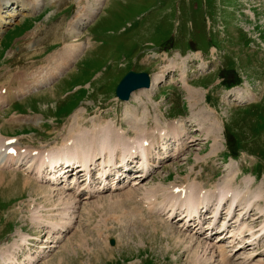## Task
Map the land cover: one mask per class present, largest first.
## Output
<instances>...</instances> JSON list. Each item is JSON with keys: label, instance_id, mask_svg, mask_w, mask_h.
<instances>
[{"label": "rangeland", "instance_id": "1", "mask_svg": "<svg viewBox=\"0 0 264 264\" xmlns=\"http://www.w3.org/2000/svg\"><path fill=\"white\" fill-rule=\"evenodd\" d=\"M21 1L0 9L4 21H11L0 40V92L16 93L20 76L32 84L68 62L54 84L0 108V138H15L22 149L60 148L81 113L80 127L93 130L94 123L112 122L136 138L128 124L136 110L149 133L157 132V122L163 129L184 127L188 148L178 161H164L135 187L132 200L124 195L134 189L128 187L100 195L102 199L82 200L72 214L76 224L61 234L45 227L47 222H68L60 220L64 207L58 192L48 191L53 193L49 197L40 187L50 186L37 181L25 163L0 167V264H5L3 254L9 257L13 252L15 264L30 263V255L35 258L32 264H196L201 259L219 264V258L213 263L202 250L196 258V245L186 249L178 238L190 233L180 232L178 224L170 225L153 210L166 200L167 190L158 189L185 188L197 181L215 190L222 180L234 182L235 174L228 173L234 168L232 160L214 154L228 146L247 151L237 161V190L249 199L263 195L257 202L264 208V178L253 180L258 158L251 154L264 153V131L258 125L264 115V0H25L29 6ZM11 12L19 14L10 17ZM80 16L91 21L73 34L72 22ZM77 50L79 57L72 61ZM131 69L164 78L153 89L137 91L130 102L118 101L116 87ZM185 72L189 84L207 87L197 88L202 93L195 102L196 89L190 95L185 88ZM236 81L243 82L242 89L236 87L232 94L246 92L240 101L222 86ZM145 116L149 120L144 122ZM203 117L210 119L205 127L212 126L215 133L207 136L201 131L198 121ZM216 137L220 141L214 149ZM245 178L252 180L251 187ZM152 190L158 192V203L147 208L141 200L150 198ZM38 214L43 218L35 220ZM262 215L252 211L249 221L254 217L262 223ZM22 235L27 236L24 243ZM51 240L58 242H47ZM238 258L231 260L239 262Z\"/></svg>", "mask_w": 264, "mask_h": 264}, {"label": "bare ground", "instance_id": "2", "mask_svg": "<svg viewBox=\"0 0 264 264\" xmlns=\"http://www.w3.org/2000/svg\"><path fill=\"white\" fill-rule=\"evenodd\" d=\"M16 1L19 2V0H16ZM14 3H15V0H2V2H0V9H6L8 6H11ZM20 3H23V5H27V6L30 5L29 3H25V0L21 1ZM32 8H36V5L34 4L32 6ZM18 14H19L18 12H11V14L9 16L14 17V16H17ZM85 17L80 16V17L73 20L71 28H70V31L73 34H79L81 32V30L84 28V26L87 24V22L90 21L89 17H87V18H85ZM10 22L11 21H4L3 16H1V14H0V34H2L4 32V30L6 28V24L9 25ZM74 31H76V32H74ZM78 56H79V50L75 51V53L73 54V57H72L73 60L72 59L71 60L74 61V59H76ZM202 57L203 56L198 57V58L201 59ZM66 62H68V60H66L65 63L61 64L62 65L61 68H58V69L54 68L51 72H48L47 74L42 75L41 76L42 79H38L37 81H35L32 84H28V83L24 82V79L20 76L18 78L20 80L19 87L17 89H15L16 93L12 92V91L0 92V107L5 106L6 103H9L11 100H13L15 98L24 95L29 90H37L39 87L48 85L49 83H52L53 80L56 79L62 73V70L65 68V65H67ZM201 69L203 70V68H201ZM182 75H184L183 82H184V84L186 86L185 88L187 89L189 94L191 95L192 90L196 89V92L194 93V96H193L194 97L193 101L195 102L196 98L200 97V93H202V92L198 91L197 88H194V87L192 88V86H190V84L187 81V73L186 72L183 73ZM162 78H164L163 75H157V77L152 79V89L156 84H158L159 82H162V80H161ZM244 93H246L244 90L243 91H237V93H236L237 99L236 100L240 101V100L244 99V97H245ZM130 114H131V118H128V119H130V121H128V124L131 125L133 132L136 133L135 134L136 138H132L131 136H129V133L124 131L122 128H118V126L116 124H113L112 122H108L107 124H104L101 122L98 124L94 123L93 124V126H94L93 130L92 129L87 130L83 127H80L81 126L80 123H81V120L83 117V113L78 114L74 118L75 121L73 120V122H72L73 124L70 128L71 129L70 130L71 135L69 136L70 139L65 141L60 148H53V149H49V150H46V148L45 149L40 148V149H36V150L28 149V148L22 149V148L18 147L19 146L18 141H15L13 139H9V138L5 137L4 135H1V138H0V157H1L0 158V166L13 165V164H21L22 165L24 163L27 165L30 164V168H33L34 171L36 172V174L39 175L37 178V181L40 180V177H41L40 175L45 169H48L49 171H51V170L55 171L62 164H65L67 166V168H69L70 166H73V165H79V166H77V168L82 167V170H80L79 173L82 171H85V174L90 173L91 170L93 171L94 168H97L99 166V169L97 172L98 177H96V178H93L91 175V178L89 180L88 178H84L83 176H80V177L77 176L76 180H74L71 184H66L64 187H62V189L61 188L58 189L59 191H55L56 188H53V187H50V188L44 187L45 189L40 187V189L45 191L48 196H49V194H53V193H50L48 191L58 192L57 195L59 196V200L62 202L61 205H63V207H64V209H63V207L62 208L60 207L61 209H63V211H61V212H63V214L59 215L60 220L62 221L64 218H68V222H65V223H62L64 220L60 223H57V224L47 222L48 224L45 225V227L47 229L49 228L51 230H55V228H56L58 230L56 234H61V233L67 232L69 229H71V227H73L74 224H76V223H74L75 219L72 217V214L76 213V210L78 209V206L81 204L82 199H85V200L93 199L97 194H101L105 190L109 191V189H110V191H111V187L109 188L107 180L105 181V184H103L102 188L98 187L97 189H95V186L93 187L95 180L100 178V181L101 180L102 181H101V183L99 182V184L101 185L104 182L103 179L108 172L117 171L118 168L122 167L127 161H129V159L131 160L135 156L141 157V160H142L141 167L144 170L149 169V167L151 166V162H152L153 157L159 156L158 159H162V155H164L166 153L167 149L165 150V146H166L165 141H167V138L169 136H173V138L179 143L181 141V138L184 135V132H186V129L184 127L180 128L179 127L180 125H178V127H176V126L172 127L171 126L172 128H170V133H168L167 128L166 129H160L158 122H157V134H155V133L151 134L148 132V124L142 123L141 120H139L140 119L139 114L136 112V110L132 111V113H130ZM146 120H149V116L148 117L145 116L143 121L145 122ZM209 120L210 119L206 120V118L203 117L202 121L201 120L198 121L199 125L197 123V125L200 128H202L201 131L206 133L207 136H209L210 133H215L212 130V126H210L208 128L205 127L206 122ZM215 122H213V124H214L213 126H215V128L219 129L218 121H215ZM151 137H152V140H151V142H149V139ZM215 139H217V140H215ZM215 139H213L214 149L217 148V145L219 144L218 143L219 137H216ZM146 142H149V145L145 146L144 144ZM167 143H168V141H167ZM159 146H163L162 149H161V147L159 148ZM117 158H118V160H117ZM98 161H100V162L97 165ZM100 166H103L102 172H100ZM126 166L128 167V164ZM231 167H232V165H231ZM105 168H108V169L106 170ZM62 170L64 171V176L66 174H69V172H70L69 170L65 171L64 168ZM137 173H139L137 175L138 177L146 178V176H147L146 174H144V175L140 174L141 173L140 171H138ZM113 175L114 174H111L110 177H112ZM53 178H54V176H53ZM41 180H43V179L41 178ZM248 181L252 182L251 179H248ZM125 184H126V181L115 182V184L112 185V186H114L112 188V190L114 188H116V189L113 191H116V190L121 189V188H125L126 187ZM249 184H251V183H249ZM218 187H220V185H218L217 188ZM234 189H232L227 182L224 185H222L217 191L215 189V190L204 192L196 182H193L192 184L189 183L185 188L175 186V187H171L169 189H168V187L163 188V189H158V190H164V191L167 190L166 195H165V197H166L165 202H167L165 205L166 207H164L162 210H160V212H162V213L167 212V214L172 212V214H174V213L180 211L181 214H185L184 217L188 218V220H189V219H191V217H193L195 215L197 216L200 212V209H203V208L207 209L209 204L213 203V204L217 205V203H218L220 206H221V204H228L227 213L230 215L232 213L233 206L236 204L241 205L242 200H243L242 195ZM67 191H71V193L67 194L66 193ZM136 191H137V188H134L132 191L126 192L124 195H126L127 200L134 199ZM156 191L157 190H152L151 193L147 192V193L151 194V196H152V197L150 196L151 199H149V197H148L149 195L145 197V200L144 199L141 200L139 198L141 201L147 200L145 202L147 208L151 207V200L152 201L155 200L156 197H154V196H155V194L158 193V192L156 193ZM118 194H120V193H118ZM229 195H230V198H228ZM49 197H51V196H49ZM102 197L103 196H101L100 198L102 199ZM121 197H123V195ZM256 197L260 198L259 194ZM55 203H56V201H55ZM58 203H60V202L58 201ZM99 206H100V204H99ZM258 206H259V204H258ZM147 208H146V210H147ZM85 209H86V206H85ZM37 210H36V212H37ZM217 210H218V208L216 209L215 216H217V213H218ZM153 211H155V210H153ZM260 213H263L262 216H264V208L260 207ZM41 217L38 214V218L35 220L41 219ZM239 219L235 220L233 222V225L235 226V229H233V230H229L230 226H228L227 223H224L223 224V230L221 231V233L219 235L220 238L213 245H211L210 243H207V242H203V241L198 240V239H194V237H191V238L186 237L185 235L184 236H178V238L180 241L182 240V243H186L185 244L187 247L186 249H188L189 246L192 247V245H196V247L193 249V253H194V255L196 254V258H198V255H200V250H202L201 254H203L204 257H205V255H208V254H210L212 256L208 260L212 261L213 263H215L214 258L219 257V259H220L219 264H264L263 260L255 261V259L257 257H260L264 253V251L263 252L261 251V253H258L256 255L251 254V253H247V249L249 247H257V246H260V244L264 243V241H263L264 240V225L261 228L262 233L259 236H255L252 228L249 227L247 224L242 223V220H241V223L238 224ZM181 220H184V219L182 218ZM188 220H186L184 227H186L188 225V223L192 221V220H189V221ZM37 223L41 224L43 222H41L39 220V221H37ZM169 227L171 228L172 226H169ZM199 229H202V228H199ZM221 229H222V227H221ZM213 230H215V226L212 227L211 231H213ZM246 231L250 232L252 240L246 239V237H245ZM179 234H181V233H179ZM49 235L50 236L52 235L51 232H49ZM51 238H53V237H51ZM178 238H177V241H178ZM211 238H213V236ZM26 239H27V236L22 235V242L23 243L27 241ZM206 239L209 240L208 238H206ZM52 240L47 241V242L57 243L59 239L54 240V241H52ZM210 240H212V239H210ZM15 247H18V246L16 245ZM43 248L48 249L49 247H43ZM214 248H215V251H218V255L214 251ZM228 248H231L234 250H232V252L230 251L231 252L230 253L228 251ZM232 253H234V254H232ZM237 254L241 255V258L239 257L240 261L239 262L231 261L230 260L231 256L237 255ZM1 257H2L3 262L5 264H7L8 262L15 264V262H16V256H15L14 252L11 253L9 257L5 254H3ZM28 259L30 260V263H29V261L27 262L28 264H32L35 261V258H33V256H31V255ZM201 260L202 261L196 260V264H205V262H207V261H204L203 259H201Z\"/></svg>", "mask_w": 264, "mask_h": 264}, {"label": "water", "instance_id": "3", "mask_svg": "<svg viewBox=\"0 0 264 264\" xmlns=\"http://www.w3.org/2000/svg\"><path fill=\"white\" fill-rule=\"evenodd\" d=\"M150 87V78L147 73L130 71L117 87L116 94L122 100H129L132 92Z\"/></svg>", "mask_w": 264, "mask_h": 264}]
</instances>
